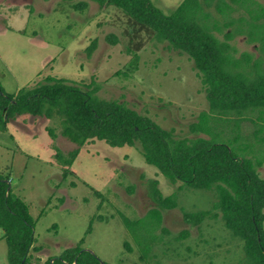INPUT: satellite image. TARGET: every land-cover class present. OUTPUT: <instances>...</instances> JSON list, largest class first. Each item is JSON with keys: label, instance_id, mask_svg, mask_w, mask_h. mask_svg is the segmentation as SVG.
<instances>
[{"label": "rangeland", "instance_id": "rangeland-1", "mask_svg": "<svg viewBox=\"0 0 264 264\" xmlns=\"http://www.w3.org/2000/svg\"><path fill=\"white\" fill-rule=\"evenodd\" d=\"M184 1L152 0L167 15ZM257 1L264 6V0H250L235 6L230 18L219 14L214 2L210 6L203 3L201 16L215 17L208 25L218 31L226 21L233 22V17L238 23L248 7L264 17L262 7L253 3ZM131 19L116 6L101 8L95 2L78 11L64 0H0V83L4 91L17 94L48 76L81 85L95 82L101 100L125 102L161 128L175 130L177 137L195 138L190 126L209 111L199 72L187 55L171 49ZM250 31L252 40L242 34L229 41L231 59L246 63V55L253 61L264 57V29ZM223 32L215 33L222 41ZM111 35L116 36V44L107 39ZM238 68L246 71L248 65ZM49 129L56 131L55 140ZM253 130L250 121L239 127L236 122L227 124L223 142L240 156L252 144L241 135ZM60 135L57 120L27 115L0 131V174L10 177L12 190L28 204L36 221L34 248L39 250L31 251L33 262L43 264L83 241L84 249L107 264H244L242 243L225 227L219 211L213 210V190L193 189L182 182L171 185L156 167L146 163L139 149L112 148L101 141L88 142L65 177L66 168L56 159V149L68 158L77 146ZM199 137L209 139L205 134ZM259 173L264 179V165ZM152 181H158L165 198L174 197V209H162L154 202ZM154 209L162 213L155 235L163 241L155 242L147 263H141L143 248L155 238L145 229L155 224L150 218L130 229L126 220L135 223ZM208 211L219 217H207L200 225L184 219L186 213ZM162 228L168 233L163 234ZM183 234L187 236L179 239ZM3 236L0 229V264H9Z\"/></svg>", "mask_w": 264, "mask_h": 264}, {"label": "trees", "instance_id": "trees-1", "mask_svg": "<svg viewBox=\"0 0 264 264\" xmlns=\"http://www.w3.org/2000/svg\"><path fill=\"white\" fill-rule=\"evenodd\" d=\"M64 1L73 3V8L78 11L85 10L88 2H95L101 8L116 6L151 30L159 41H166L171 49L193 61L209 102V111L200 114L198 121L190 126L191 133L197 136L179 138L175 130L161 128L125 102L101 100L95 82L81 85L52 76L17 94H8L0 83V131H6L12 120L26 115L57 120L60 136L77 146L68 158L56 149V159L66 168L65 177L88 142L101 141L112 148L129 146L139 149L146 163L156 167L171 185L182 182L193 189L213 190L216 196L213 210L219 211L225 227L242 243L244 264H264V179L259 173L264 165V57L253 61L246 55L243 60L247 62L243 63L228 56V52L233 51L229 41L242 34L253 38L250 29H264V17L248 7L247 13L239 16L238 23L236 17L233 22L226 21L224 28L234 30L224 33V28L217 31L208 25L216 21L211 14L201 16L203 3L210 6L214 2L216 11L230 18L235 6H244L250 0H185L170 15L156 7L152 0ZM253 3L264 10L258 1ZM222 32L223 41L215 35ZM107 39L112 44L118 42L114 35ZM96 43L88 49L89 54ZM245 64L248 70L241 72L238 66ZM246 121L253 124L254 130L246 136L240 134L252 142L246 145V150H241L245 152L240 154L242 158L223 142L226 138L222 137V131L227 124L236 122L239 127ZM236 130L239 132L240 129ZM48 131L55 140L56 131ZM200 134L208 135L209 139L199 137ZM238 139L239 136L235 137ZM150 185L153 200L160 208L168 210L177 206L173 196L165 198L162 195L158 181H152ZM161 214V210L154 209L135 223L126 220L130 229L133 224L142 225L150 218L155 224L145 229L155 238L143 248L141 263H147L153 244L163 241L157 240L160 236L155 235L162 222ZM210 216L216 219L219 214L213 211L186 213L184 219L200 225ZM35 228L36 221L28 204L12 190L10 177L0 174V229L8 247L9 264H42L40 260L33 262L31 254V251L39 250L34 248L37 241ZM162 232L165 234L168 230L162 228ZM186 236L183 234L179 239ZM83 243L81 241L77 247L67 249L61 256L50 258L43 264H107L84 249ZM126 248L132 250L128 244Z\"/></svg>", "mask_w": 264, "mask_h": 264}]
</instances>
